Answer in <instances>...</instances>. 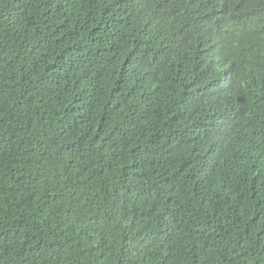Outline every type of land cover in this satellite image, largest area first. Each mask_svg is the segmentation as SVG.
<instances>
[{
    "label": "trees",
    "instance_id": "1",
    "mask_svg": "<svg viewBox=\"0 0 264 264\" xmlns=\"http://www.w3.org/2000/svg\"><path fill=\"white\" fill-rule=\"evenodd\" d=\"M0 264H264V0H0Z\"/></svg>",
    "mask_w": 264,
    "mask_h": 264
}]
</instances>
